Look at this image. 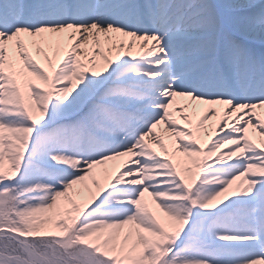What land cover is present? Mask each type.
Instances as JSON below:
<instances>
[{
	"label": "snow or ice",
	"instance_id": "1",
	"mask_svg": "<svg viewBox=\"0 0 264 264\" xmlns=\"http://www.w3.org/2000/svg\"><path fill=\"white\" fill-rule=\"evenodd\" d=\"M0 264H264V0H0Z\"/></svg>",
	"mask_w": 264,
	"mask_h": 264
},
{
	"label": "rangeland",
	"instance_id": "2",
	"mask_svg": "<svg viewBox=\"0 0 264 264\" xmlns=\"http://www.w3.org/2000/svg\"><path fill=\"white\" fill-rule=\"evenodd\" d=\"M181 123H182V122H181ZM201 138H202V139H206V137H204V136H202ZM166 143H170V141H167V140H166ZM153 147H155V145H153ZM173 162L177 163V161H176L175 158L173 159ZM195 166H196V164H195V163H192V168H193L194 171H195ZM109 167H111V165H109ZM148 200L151 202V198H150V197H148ZM152 207H155V205L152 204Z\"/></svg>",
	"mask_w": 264,
	"mask_h": 264
},
{
	"label": "bare ground",
	"instance_id": "3",
	"mask_svg": "<svg viewBox=\"0 0 264 264\" xmlns=\"http://www.w3.org/2000/svg\"><path fill=\"white\" fill-rule=\"evenodd\" d=\"M146 200H148V196H147V194H146ZM149 201V200H148ZM150 202V201H149ZM153 208H155V207H153Z\"/></svg>",
	"mask_w": 264,
	"mask_h": 264
}]
</instances>
